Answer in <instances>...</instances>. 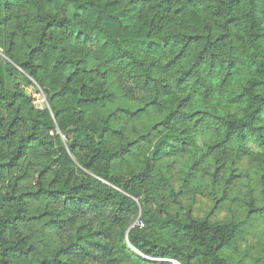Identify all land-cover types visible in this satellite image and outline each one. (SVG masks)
Returning a JSON list of instances; mask_svg holds the SVG:
<instances>
[{"label": "trees", "instance_id": "1", "mask_svg": "<svg viewBox=\"0 0 264 264\" xmlns=\"http://www.w3.org/2000/svg\"><path fill=\"white\" fill-rule=\"evenodd\" d=\"M208 155L230 192L264 167V0H0V264H239L264 192L220 221L165 203Z\"/></svg>", "mask_w": 264, "mask_h": 264}, {"label": "rangeland", "instance_id": "2", "mask_svg": "<svg viewBox=\"0 0 264 264\" xmlns=\"http://www.w3.org/2000/svg\"><path fill=\"white\" fill-rule=\"evenodd\" d=\"M113 77V75L109 77L108 83L114 81ZM12 81L13 86L19 87L31 98L33 105L43 106L44 96L37 92L33 86L27 84L20 75H14ZM120 86L119 83L115 85L121 90ZM249 147L252 151L259 149L253 144H249ZM203 163L206 164V168L199 171L202 174L201 183L196 182L190 186V184H184L180 176L173 177L174 193H170L168 190L164 191L165 203L171 205L172 211L188 205L191 206L194 217L202 218L210 214L213 220L220 221L228 218L233 211L241 206L239 199L245 198V194L247 195L250 191H254V194L261 200L264 192V167H261L260 163L251 165L247 158L242 159L238 165L241 176L235 180L231 192L230 185L225 187L223 184L226 180L220 179L222 169L217 167L218 164L209 155L203 157ZM159 166L164 172L166 171L165 162L160 163ZM167 171L173 175L171 171ZM223 171L228 174L227 169ZM223 192H226V196L220 200L218 208L212 212L213 199L219 198ZM238 217L240 225L237 235L222 253L239 264H260L264 261V218L247 215L245 212L240 213Z\"/></svg>", "mask_w": 264, "mask_h": 264}, {"label": "water", "instance_id": "3", "mask_svg": "<svg viewBox=\"0 0 264 264\" xmlns=\"http://www.w3.org/2000/svg\"><path fill=\"white\" fill-rule=\"evenodd\" d=\"M44 101H45V99H44ZM166 261L171 262V263H173V264H178L177 262L172 261V260H166Z\"/></svg>", "mask_w": 264, "mask_h": 264}, {"label": "built area", "instance_id": "4", "mask_svg": "<svg viewBox=\"0 0 264 264\" xmlns=\"http://www.w3.org/2000/svg\"><path fill=\"white\" fill-rule=\"evenodd\" d=\"M140 226H142V223H138Z\"/></svg>", "mask_w": 264, "mask_h": 264}]
</instances>
